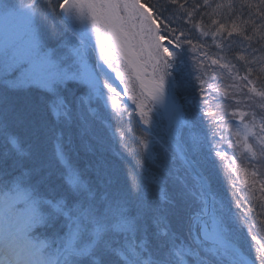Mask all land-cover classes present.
Returning a JSON list of instances; mask_svg holds the SVG:
<instances>
[{"label": "snow or ice", "instance_id": "1", "mask_svg": "<svg viewBox=\"0 0 264 264\" xmlns=\"http://www.w3.org/2000/svg\"><path fill=\"white\" fill-rule=\"evenodd\" d=\"M262 233L264 0H0V264H264Z\"/></svg>", "mask_w": 264, "mask_h": 264}, {"label": "rangeland", "instance_id": "2", "mask_svg": "<svg viewBox=\"0 0 264 264\" xmlns=\"http://www.w3.org/2000/svg\"><path fill=\"white\" fill-rule=\"evenodd\" d=\"M93 43H94V39H93ZM98 56H99V53H98V50H97V52H96V54H95V56H94V60H95V59H98ZM109 58H111V57H109ZM106 71H109L110 75L113 77V80H115V73L112 72L110 69H107V68H106ZM115 82H116V84H119V81H115ZM119 90H120L121 92L123 91L122 86L120 87ZM105 91H106V90H105ZM125 101H126L127 104H129V105H131L133 108H135V105L132 103V101L127 100L126 97H125ZM129 105H128V107H129ZM134 118H135V117H134ZM130 119H131V117H129V116L127 115V113H125L124 121H129ZM138 119H139V118H138ZM138 119H137V121H138ZM112 124H113V127L115 128V125H116L117 123H116V121H112ZM140 127H143V125H140ZM137 131H138V129H137ZM223 170H224V169H223Z\"/></svg>", "mask_w": 264, "mask_h": 264}, {"label": "trees", "instance_id": "3", "mask_svg": "<svg viewBox=\"0 0 264 264\" xmlns=\"http://www.w3.org/2000/svg\"><path fill=\"white\" fill-rule=\"evenodd\" d=\"M84 153H85V151H84V150H81L80 153H79V156L77 157V159H78L81 155H83ZM233 180H236V179H233ZM223 188L227 189V192H231V189H229V188L227 187V182H226V181H224V183H223ZM227 192H226V193H227Z\"/></svg>", "mask_w": 264, "mask_h": 264}]
</instances>
